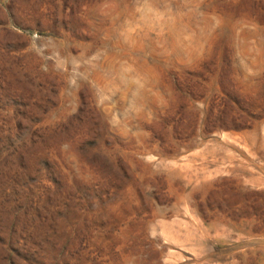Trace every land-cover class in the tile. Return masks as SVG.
Returning a JSON list of instances; mask_svg holds the SVG:
<instances>
[{
  "label": "rangeland",
  "instance_id": "obj_1",
  "mask_svg": "<svg viewBox=\"0 0 264 264\" xmlns=\"http://www.w3.org/2000/svg\"><path fill=\"white\" fill-rule=\"evenodd\" d=\"M0 264H264V0H0Z\"/></svg>",
  "mask_w": 264,
  "mask_h": 264
}]
</instances>
